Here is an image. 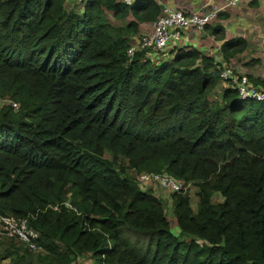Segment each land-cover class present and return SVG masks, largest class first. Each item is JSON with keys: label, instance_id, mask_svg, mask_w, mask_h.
<instances>
[{"label": "trees", "instance_id": "trees-1", "mask_svg": "<svg viewBox=\"0 0 264 264\" xmlns=\"http://www.w3.org/2000/svg\"><path fill=\"white\" fill-rule=\"evenodd\" d=\"M80 1L81 10L66 0H0V95L19 104L0 107V213L27 216L42 247L13 243L1 256L264 264V101L230 84L211 99L220 62L194 46L163 59L128 55L159 1ZM205 28L223 39L224 59L246 47L243 36L225 38L221 21ZM248 76L264 89V76ZM129 170L196 182L195 208L185 189L170 194L179 234ZM215 192L223 198L213 202Z\"/></svg>", "mask_w": 264, "mask_h": 264}, {"label": "built area", "instance_id": "built-area-1", "mask_svg": "<svg viewBox=\"0 0 264 264\" xmlns=\"http://www.w3.org/2000/svg\"><path fill=\"white\" fill-rule=\"evenodd\" d=\"M120 1L130 4L133 0ZM242 1L252 0H224V3L220 6L211 7L207 4H202L194 9L165 6L160 14L151 21V30L137 34L139 35L138 37L136 35V41H132L129 45L127 54L132 55L136 49H145L147 57L158 59L161 57V52L164 51L166 56L161 58H167L171 50L178 46L175 44L181 40L185 31L203 30L205 25L212 23L222 8L236 6ZM215 59L219 62H224L222 59H217V57ZM219 76L223 81H227L234 86L241 98H254L264 101V89L253 82L248 74L235 73L231 66L224 65L220 68ZM2 105H10L14 109L19 106L18 102L9 96L0 95V107ZM136 178L142 189L166 188L171 192L185 189V181L174 177L164 170L161 172L140 171L136 174ZM0 230L17 239L23 247L29 250L37 251L42 248L37 243L39 232L29 223L27 216L16 217L0 213Z\"/></svg>", "mask_w": 264, "mask_h": 264}, {"label": "rangeland", "instance_id": "rangeland-1", "mask_svg": "<svg viewBox=\"0 0 264 264\" xmlns=\"http://www.w3.org/2000/svg\"><path fill=\"white\" fill-rule=\"evenodd\" d=\"M66 4L68 7H74L78 10H81L82 8V2L80 0H66ZM236 6H234L235 8L231 10V13L225 11L221 12V9L218 12L217 17L212 22L219 21L220 18H227V16L231 14V18H227L228 20H226L227 22H225L227 23L226 25L228 27V35L226 36L227 38L233 37V35L245 37L247 42L246 47L243 50L237 51L233 55L229 56L228 59L222 58V55L220 54L221 43L213 53L216 55L215 57H217V59H222V61H224L223 63L220 62V68L224 65H229L232 67L235 73H246L252 74L254 76H262L264 75V8L261 5L258 6L251 4L249 1L247 4L244 3L243 6L241 5V7L239 6V4ZM177 8L185 9V7L180 6H177ZM106 14L114 22H119L116 18L113 17L111 11L106 10ZM222 14L225 16H223ZM238 16H240V18H238L237 20ZM138 36L139 35H137V37ZM206 51L209 53L208 50ZM163 56H166V52L164 51L161 52V57ZM161 57L160 59H163ZM254 59H258V61ZM219 83V86L211 91V99H216V97H218L221 92L222 86L229 84L227 81L223 80H220ZM121 163H125V159L120 156L116 160V167H118ZM130 172L132 173V175H136L134 170H131ZM184 184L185 190L189 193L191 205L193 208H195L198 201V197L196 195V182L194 180H191L185 181ZM152 191L156 195H158L163 202V207L166 210L167 216L169 218L171 230L174 233L179 234V228L176 225L175 217L172 211V200L170 195L171 191L167 190L166 188L152 189ZM221 199L222 195L219 192H215L213 194V202L219 201ZM182 237L183 235H179V239H182ZM13 243L16 244L19 242L14 237L7 235L0 230V264H16L11 257L1 256L6 252L8 247L12 246ZM33 252L38 253L42 252V250ZM71 263L90 264L91 258L89 257V254H85L84 256H75L72 258Z\"/></svg>", "mask_w": 264, "mask_h": 264}, {"label": "crops", "instance_id": "crops-1", "mask_svg": "<svg viewBox=\"0 0 264 264\" xmlns=\"http://www.w3.org/2000/svg\"><path fill=\"white\" fill-rule=\"evenodd\" d=\"M159 1V3L162 5V8H164L165 6H172V7H185L186 9H194L197 8L199 6H201L202 4H207L211 7H215V6H220L224 3V0H157ZM258 3V6H262L263 7V2L264 0H256ZM250 2V1H249ZM243 3V4H241ZM244 3H248V1H242L239 3V6L241 7V5L243 6ZM237 7V6H236ZM234 6H226L224 8H222L221 12L225 11V12H229L231 13V10L234 9ZM227 18H231V14L227 16ZM227 18H220L219 21L222 22L224 28H225V36L228 35V27H227V22L226 20H228ZM240 18V16L237 17ZM151 21H140L139 22V33L141 32H145V31H150L151 30ZM234 36V35H233ZM236 36V35H235ZM227 37V36H226ZM133 41H136V36L133 39ZM223 41V39H219L216 38L214 36V34H212L208 29L204 28L203 30H191V31H185L181 40L176 43L175 45L178 46H194L196 48H198L200 51L204 52V53H211L213 54V52L215 51V49L218 48V45ZM173 45V42H172ZM208 50L209 53L206 51ZM257 76V75H256ZM264 76V75H262ZM223 198V197H222Z\"/></svg>", "mask_w": 264, "mask_h": 264}]
</instances>
